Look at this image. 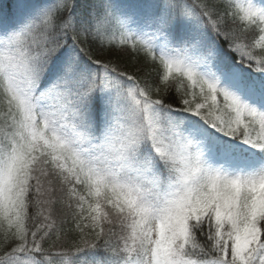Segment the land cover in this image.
<instances>
[{
    "label": "snow or ice",
    "instance_id": "6c2138e0",
    "mask_svg": "<svg viewBox=\"0 0 264 264\" xmlns=\"http://www.w3.org/2000/svg\"><path fill=\"white\" fill-rule=\"evenodd\" d=\"M0 264H264V0H0Z\"/></svg>",
    "mask_w": 264,
    "mask_h": 264
}]
</instances>
